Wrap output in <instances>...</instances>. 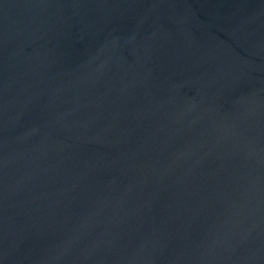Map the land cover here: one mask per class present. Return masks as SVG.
<instances>
[{
	"label": "water",
	"instance_id": "1",
	"mask_svg": "<svg viewBox=\"0 0 264 264\" xmlns=\"http://www.w3.org/2000/svg\"><path fill=\"white\" fill-rule=\"evenodd\" d=\"M0 264H264V0H0Z\"/></svg>",
	"mask_w": 264,
	"mask_h": 264
}]
</instances>
